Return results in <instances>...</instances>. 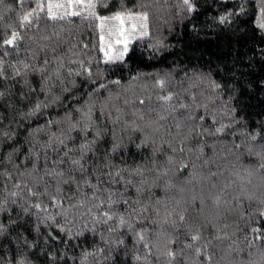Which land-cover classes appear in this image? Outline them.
<instances>
[{
    "label": "trees",
    "instance_id": "1",
    "mask_svg": "<svg viewBox=\"0 0 264 264\" xmlns=\"http://www.w3.org/2000/svg\"><path fill=\"white\" fill-rule=\"evenodd\" d=\"M40 2L0 0V264H264V0Z\"/></svg>",
    "mask_w": 264,
    "mask_h": 264
},
{
    "label": "snow or ice",
    "instance_id": "2",
    "mask_svg": "<svg viewBox=\"0 0 264 264\" xmlns=\"http://www.w3.org/2000/svg\"><path fill=\"white\" fill-rule=\"evenodd\" d=\"M22 2V0H21ZM81 0H77V6L80 5ZM183 4L184 6L187 8L188 11H193L194 7L193 4L191 3V0H183ZM47 7V14L48 16L52 19V20H56V19H64L65 16L67 15V13L65 12L63 15L57 16L56 13L53 12L54 8H64L65 5L62 4H52V3H48L46 5ZM86 7L88 8H94L95 4L91 2V0H89V3L86 5ZM45 9V4L40 2V0H37V7L36 9H33L32 11H29L27 13H25L22 17H20V26L23 27H31L32 23H33V18L35 19H39V12L40 11H44ZM73 15H79V13H72ZM94 15V13H93ZM262 15H264V9H262ZM226 20V17H220V22L223 23ZM106 21H113L115 22V24L113 25V27L115 28V35L118 37L116 40L117 44H123V49L122 50H118L117 53L113 56L111 55V51H112V45L111 43H106L104 45V48L106 49L104 52L105 55V62H112L114 60H122L124 54L127 52L128 48H127V44L130 41V39L133 37V35L136 33L137 31V27L139 26L140 29V35L144 36L147 35V21H148V15L147 13H141L138 14L136 16H133L132 14H124V13H117L116 15L112 16V17H108V18H102L100 20V27L102 29V34H101V40H104V36H103V29L105 26V22ZM128 23V28H125V23ZM258 26L260 28H264V21H261L258 23ZM113 34V29H109V35L111 36ZM22 37L20 36V33L17 31H12L11 35L9 38L4 39L3 40V45H7V46H15V43L18 39H21ZM3 75V71L2 68H0V76ZM161 86H163V82H161ZM2 95V94H0ZM161 99H163L165 101V103H167L168 101H171L173 99V97L171 95L162 97ZM181 107H186V105H181ZM217 132L221 131V129H216ZM97 135H99V133H97ZM252 139H255V136L252 137ZM63 141H61L62 143ZM84 147V146H82ZM251 151V150H249ZM72 163L79 165V161H72ZM262 167H264V165H261ZM137 174L142 175V172L137 169ZM0 175H3V173H0ZM55 176H62V173H54ZM67 183V180H63L57 181V184L59 183ZM85 183H87V180H85ZM19 185H17L18 187ZM59 187H57L56 191H59ZM30 195L33 196H39V195H47V186H45V190L44 192H33L31 190H29ZM114 203V201H113ZM35 207L39 208L40 205L36 204ZM105 217V222L107 220L112 219L111 216L108 215V213H104L103 214ZM179 220L183 221L184 217L183 215H179ZM119 222L121 225H124L126 223L125 219L123 217H119ZM167 222V221H165ZM175 223V222H173ZM188 235L191 237V240L195 243L198 242L201 237L199 236L198 233H193L190 229L188 231ZM138 239L140 241L144 240V235L141 234L139 235ZM187 247H193V244H189L187 245ZM167 255L170 258H173L174 254L172 252H168ZM137 259H139V257H137ZM20 264H23V262L21 261ZM170 264V262H169Z\"/></svg>",
    "mask_w": 264,
    "mask_h": 264
},
{
    "label": "rangeland",
    "instance_id": "3",
    "mask_svg": "<svg viewBox=\"0 0 264 264\" xmlns=\"http://www.w3.org/2000/svg\"><path fill=\"white\" fill-rule=\"evenodd\" d=\"M108 18V17H107ZM262 19H264V15H262ZM105 24L107 25V30H108V33H109V29H113V42H115L117 40V36L115 35V28L113 27V25L115 24V22L113 21H106ZM125 28L127 29V25L125 24ZM107 32V31H106ZM108 35V34H107ZM110 36V35H109ZM104 38H107L106 34L104 35ZM110 39V38H109ZM111 40V39H110ZM112 41V40H111ZM107 43H110L108 40H106ZM112 45V51L110 54H112V52L114 51L115 47L113 46V44L111 43Z\"/></svg>",
    "mask_w": 264,
    "mask_h": 264
}]
</instances>
